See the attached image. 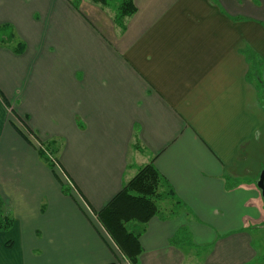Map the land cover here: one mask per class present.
<instances>
[{
	"label": "crops",
	"instance_id": "obj_1",
	"mask_svg": "<svg viewBox=\"0 0 264 264\" xmlns=\"http://www.w3.org/2000/svg\"><path fill=\"white\" fill-rule=\"evenodd\" d=\"M259 1L134 0L120 25L94 0H0V264H126L91 212L151 163L181 206L133 224L138 264H264Z\"/></svg>",
	"mask_w": 264,
	"mask_h": 264
},
{
	"label": "trees",
	"instance_id": "obj_2",
	"mask_svg": "<svg viewBox=\"0 0 264 264\" xmlns=\"http://www.w3.org/2000/svg\"><path fill=\"white\" fill-rule=\"evenodd\" d=\"M94 1L102 5L111 4L115 6L116 21L120 25H123L126 17L132 16L137 11L134 0H120L116 4H113L112 0ZM261 65L260 62H258L257 65L252 63L251 70L255 66L257 69V77H254L256 80L258 79L262 82L263 78L259 77V68ZM248 79L252 80L251 75ZM16 128L26 141L31 142L26 133L17 124ZM42 158L46 165L56 173L54 162L43 154ZM166 183L165 178L152 163L145 165L139 169L138 173L122 188L108 205L97 213L103 227L131 264L139 263L138 258L142 252L140 243L142 229H133V224L145 225L153 217L160 215L162 211L160 210L159 202L162 199L169 198L171 205L175 207L173 210L181 206V202L176 198L172 189L166 192V194L161 193L160 190ZM3 220L4 223H0V232L9 231L13 225L12 218L5 216ZM10 246L11 242L7 244V247Z\"/></svg>",
	"mask_w": 264,
	"mask_h": 264
},
{
	"label": "rangeland",
	"instance_id": "obj_3",
	"mask_svg": "<svg viewBox=\"0 0 264 264\" xmlns=\"http://www.w3.org/2000/svg\"><path fill=\"white\" fill-rule=\"evenodd\" d=\"M120 0H112V3L113 4H116L117 2H119ZM258 3L260 4V1L258 0ZM6 29L5 28H0V37H2V36H5L6 35ZM252 61H255V59H252ZM257 69L255 68V66L252 68V71H251V77H252V79L257 83V84H259L260 85V88H261V94H264V86H263V83H264V81H259L258 79H257V81H256V79H255V77H257ZM255 76V77H254ZM259 77H261V78H263L264 76H263V72L262 71H260L259 72ZM263 80H264V78H263ZM10 114H12V117L14 118V120L16 119V121H15V124H18V126L21 128H23V131L26 133H28V131L26 130V126H25V124L23 123V122H21V119H20V117H18L14 112H12V110L10 111ZM27 133H26V135H27ZM27 136H29V139L31 140V142H32V145H34V147L38 150V151H40V152H45V154H46V156H48L53 162H54V169H55V171H56V175L58 176V177H60L64 182H65V184L67 183L68 184V186L69 187H71L72 188V191H75V187L73 186V183L69 180V178L66 176V174L63 172V171H61L60 170V166H59V164H57V162H56V159H55V157H57L58 155H57V153H50L49 152V149L51 150V147L48 149V146H47V144H46V147L43 145V144H41L39 141H38V139L35 137V136H33L32 134H28ZM46 150V151H45ZM53 171V170H52ZM262 194V193H261ZM264 206V205H263ZM178 208H176V209H174L173 211H174V213H177L178 212V210H177ZM91 214H92V216L93 217H95L98 221H100L99 220V218H98V215L97 214H95V213H93V212H91ZM5 214H4V211H3V209H1L0 208V223L1 224H3L4 223V218H5ZM101 223V222H100ZM100 226H101V229H102V231L104 232V234L108 237V238H110L111 239V236L107 233V231H106V229L103 227V225H102V223L100 224ZM141 226V225H140ZM133 229H135L134 227H132ZM212 229H214L213 227H212ZM215 230V229H214ZM245 231H247L249 234H251V235H254L253 237H254V247H255V249L257 250V252L259 253V257H258V262H264V227H262V228H255V227H253V228H251V229H246ZM185 234V237H186V233H184ZM186 239H187V237H186ZM112 240V239H111ZM180 240H183V235H180ZM117 245V244H116ZM120 249V248H119ZM126 262V264H131L130 263V261L129 260H126L125 261Z\"/></svg>",
	"mask_w": 264,
	"mask_h": 264
},
{
	"label": "water",
	"instance_id": "obj_4",
	"mask_svg": "<svg viewBox=\"0 0 264 264\" xmlns=\"http://www.w3.org/2000/svg\"><path fill=\"white\" fill-rule=\"evenodd\" d=\"M258 188L260 189L262 193V197L264 199V170L262 171L260 175L259 182H258Z\"/></svg>",
	"mask_w": 264,
	"mask_h": 264
}]
</instances>
